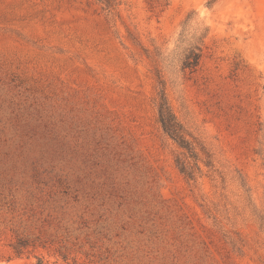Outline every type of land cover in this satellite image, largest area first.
<instances>
[{
  "label": "rangeland",
  "instance_id": "rangeland-1",
  "mask_svg": "<svg viewBox=\"0 0 264 264\" xmlns=\"http://www.w3.org/2000/svg\"><path fill=\"white\" fill-rule=\"evenodd\" d=\"M191 12L209 34L186 76ZM159 73L215 160L195 182L159 123ZM32 216L53 245L16 256ZM260 218L264 0H0V264H264Z\"/></svg>",
  "mask_w": 264,
  "mask_h": 264
},
{
  "label": "trees",
  "instance_id": "trees-1",
  "mask_svg": "<svg viewBox=\"0 0 264 264\" xmlns=\"http://www.w3.org/2000/svg\"><path fill=\"white\" fill-rule=\"evenodd\" d=\"M98 4L102 5L104 10L112 12L117 9L122 0H94ZM209 7L212 3H209ZM194 12L188 14L182 24V30L179 34L178 41L176 43L177 56L181 64V69L186 76L195 74L200 68L203 52L205 47V41L209 34V28L200 24L195 25ZM159 85L158 92L154 99L157 110L159 123L164 133L172 139L181 152L176 156V165L180 172L189 181H196V171L201 172L200 163H203L210 171H215V160L213 154L205 146L204 143L194 138L182 122L179 121L173 109L169 103L168 95L166 91L165 81L163 76L158 74ZM261 228L264 230V218H260ZM64 219H59L58 223ZM52 220L30 218L20 220L21 231L16 230V240L11 245V248L16 256H23L29 250H36L38 248L48 249L49 245H53L46 234V226L50 224ZM37 231V233L32 232ZM55 253L59 255L65 262L68 263L70 259V252L65 243L55 250ZM35 264H49L44 261L42 257H37Z\"/></svg>",
  "mask_w": 264,
  "mask_h": 264
}]
</instances>
